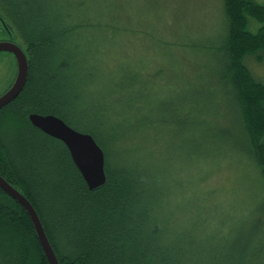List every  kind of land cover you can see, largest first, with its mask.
Wrapping results in <instances>:
<instances>
[{
	"label": "trees",
	"instance_id": "obj_1",
	"mask_svg": "<svg viewBox=\"0 0 264 264\" xmlns=\"http://www.w3.org/2000/svg\"><path fill=\"white\" fill-rule=\"evenodd\" d=\"M224 8L226 34L211 47L221 54L218 78L235 105L241 148L259 175L257 198L238 215L215 187H201L206 154L228 157L238 142L212 153L193 142L203 130L200 98L177 104L192 101V122L178 106L174 122L155 112L164 102L144 70L110 57L123 32L99 34L88 0H0L29 61L23 90L0 109V174L33 203L60 264H264V82L245 63L264 60V4L224 0ZM32 112L91 133L106 154L107 182L90 189L66 144L33 125ZM168 122L176 129L161 145ZM0 261L50 264L29 213L2 187Z\"/></svg>",
	"mask_w": 264,
	"mask_h": 264
},
{
	"label": "rangeland",
	"instance_id": "obj_2",
	"mask_svg": "<svg viewBox=\"0 0 264 264\" xmlns=\"http://www.w3.org/2000/svg\"><path fill=\"white\" fill-rule=\"evenodd\" d=\"M255 1L264 4V0ZM88 12L90 17L103 23L99 34L123 32L124 37H116L111 45L110 57L115 63L123 60L144 70L161 105L164 102L155 112H169L167 118L174 122L173 114L183 109L185 120L192 122L195 108L192 101L177 104L181 99L200 98L204 108L199 115H205L198 117V127L203 130L196 133L193 142L204 145L210 153L217 145L226 143L233 148L238 142V152L228 157L206 154L207 165L202 170L205 181L201 187H215L211 188L219 197H224L225 204L229 206L230 202V207L236 208L234 215L243 213L252 201L251 195L257 198L253 192L259 189V175L241 148L244 137L234 121L235 105L218 78V72L223 68L221 54L211 47L222 42L226 34L228 19L224 0H88ZM4 23L8 27L5 19ZM110 24H117L119 28H111ZM257 26L253 22L251 29L256 30ZM9 31L26 52V44L16 29L9 28ZM5 34L8 35L7 29L0 23V35ZM245 63L264 82V60L248 56ZM16 74L15 57L1 51L0 95L11 86ZM167 126L160 127L162 139L158 141L161 145L170 142L173 138L171 130L176 129L170 122ZM190 142L191 136L184 135L181 152H189Z\"/></svg>",
	"mask_w": 264,
	"mask_h": 264
},
{
	"label": "water",
	"instance_id": "obj_3",
	"mask_svg": "<svg viewBox=\"0 0 264 264\" xmlns=\"http://www.w3.org/2000/svg\"><path fill=\"white\" fill-rule=\"evenodd\" d=\"M0 51H9L13 53L17 62L15 80L11 86L0 95L1 109L14 100L23 90L28 78L29 61L24 49L13 41H0ZM29 119L33 125L47 134L62 140L66 144L74 163L80 170L90 189H98L107 182L106 154L102 146L91 133L74 128L63 118L55 114L32 112L29 114ZM0 187L17 202L22 204L29 213L49 263L60 264L39 213L30 199L2 174H0Z\"/></svg>",
	"mask_w": 264,
	"mask_h": 264
},
{
	"label": "flooded vegetation",
	"instance_id": "obj_4",
	"mask_svg": "<svg viewBox=\"0 0 264 264\" xmlns=\"http://www.w3.org/2000/svg\"><path fill=\"white\" fill-rule=\"evenodd\" d=\"M0 23H1V25H3L4 26V28H6L7 29V32H8V35L7 34H5V35H0V41H2V40H6V41H13V42H15V40L13 39V36H12V34H13V32H11L10 33V31H9V28L8 27H6V25H5V23H4V19L2 18V16L0 15ZM16 43V42H15ZM1 52V51H0ZM8 53H11V52H9V51H7ZM13 56H14V54L13 53H11ZM15 57V56H14ZM16 59V58H15Z\"/></svg>",
	"mask_w": 264,
	"mask_h": 264
}]
</instances>
